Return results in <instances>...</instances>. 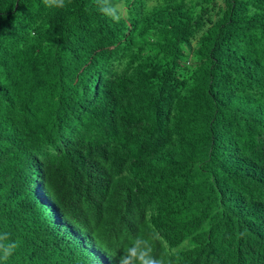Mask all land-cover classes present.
I'll use <instances>...</instances> for the list:
<instances>
[{
  "label": "trees",
  "instance_id": "16d2710c",
  "mask_svg": "<svg viewBox=\"0 0 264 264\" xmlns=\"http://www.w3.org/2000/svg\"><path fill=\"white\" fill-rule=\"evenodd\" d=\"M134 242L264 264V0H0V264Z\"/></svg>",
  "mask_w": 264,
  "mask_h": 264
},
{
  "label": "clouds",
  "instance_id": "9594fccd",
  "mask_svg": "<svg viewBox=\"0 0 264 264\" xmlns=\"http://www.w3.org/2000/svg\"><path fill=\"white\" fill-rule=\"evenodd\" d=\"M46 2H47V0H46ZM60 3H61V6H63V0H60ZM133 247L137 248L136 245H135V242L133 243ZM140 251H142V249L137 248V255L135 257H133L131 255L132 248H129L125 252L124 256L121 258V264H124L125 261H128L129 264H163L162 260H159V259H155L154 260L152 258H146V261L141 262L140 259H139Z\"/></svg>",
  "mask_w": 264,
  "mask_h": 264
}]
</instances>
